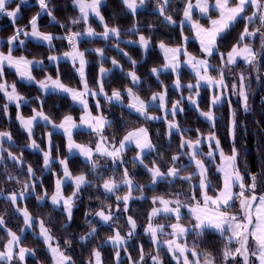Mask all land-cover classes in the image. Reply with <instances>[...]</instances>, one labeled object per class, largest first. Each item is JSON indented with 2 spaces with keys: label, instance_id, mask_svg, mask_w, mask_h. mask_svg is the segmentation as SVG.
Masks as SVG:
<instances>
[{
  "label": "snow or ice",
  "instance_id": "6c2138e0",
  "mask_svg": "<svg viewBox=\"0 0 264 264\" xmlns=\"http://www.w3.org/2000/svg\"><path fill=\"white\" fill-rule=\"evenodd\" d=\"M27 3V0H0V14L12 20L14 27L13 34L7 38V52L0 51V93L3 94L6 103L2 106L5 115H8V108L10 103H14L17 109L16 119L21 128L27 133L29 143L26 147L42 151L43 155V170L52 172V133H47L48 148L47 150L40 149V145L33 139L34 127L37 121H44L51 125L52 128L62 131L66 138V147L68 154L78 153L85 160L87 165H90L89 171L97 174V179L102 183L95 185L97 189L102 188L106 199H110V194H115L121 186L127 188L124 195L116 196V209L112 210L111 205L101 207L94 214L86 212L85 216L92 214L99 219L103 224L109 225L114 221L115 214L120 212V203H123V213L130 211L129 202L136 199H145L144 188L145 185H137L132 179L129 169L123 168L121 179L117 180L114 176L105 178L99 175L101 167L98 158L103 157L105 160H110L113 171L115 172L122 165L127 163L124 158V152L129 146L134 145L136 154L133 157L134 166H141L151 177V185H158L160 182L167 180L169 184L179 179L188 184V191L176 192L173 194L174 198H165L163 196H153V207L148 213L147 224L144 226V235L150 238V242L154 248L157 249L155 254H146L143 245L140 247V256L138 260H133L131 255H128L130 264H145L146 255L150 257L152 264H164L160 256V248L163 245L167 253L170 254L171 259L175 264H217V256L210 251L202 250L200 244L206 238L209 232L216 233L223 241V247L219 250V257L221 264H264V191L258 190L257 176L242 172L237 166L240 158V152L236 147V128L238 127L236 121V112L231 108L229 101L230 119L228 123V137L232 141L230 154L226 153L222 147L221 140L216 135L215 115L213 108L221 103L222 98L228 93L229 89L225 83L226 72L233 70L238 62H243L246 65L252 66L255 71H259L261 60L264 59V0H183V12L180 20V40L181 43L171 46L165 41L161 40L157 43V47L161 50L164 57L163 65L159 67H152L150 74L155 76L159 81L161 72L169 71L176 76L173 81V86L176 91H182L184 88L189 90V96L186 98L188 102L194 106L195 110L201 117L210 123L211 131L206 135L199 129H196V138H186L184 133L191 131V129H183L176 122L175 117L179 112L185 109L181 104L185 97L181 95L180 99L172 101L171 109L167 108L168 92L167 86L160 81L162 91L153 92L148 99H142L134 88L142 85L141 77L136 74L135 66L138 63L128 57L127 52L119 48V43L115 47L123 52V55L128 57L133 65V70L126 73V78L130 80L131 86L123 88H114L111 94L105 92V87L102 77L108 69L103 66L100 67L99 72L101 79L97 80L98 89L93 90L89 87L86 76V67L88 61L86 59V52L94 51L102 58L104 57L103 49H85L81 51L78 47V40L81 37L87 36L94 38L96 36L102 37L104 40L116 38L119 41L121 37V29L118 26H109L105 21V17L101 14V8L104 5V0H72L75 8L78 9L79 15L75 18H70L69 23L76 25L83 22L86 27L83 32L68 31L65 36H54L52 33L43 32L40 30L39 19L42 15H47L52 21H56L53 15V10L49 8L50 0H35L39 6V10L31 16L24 27H19V15L21 13V5ZM147 0H120V4L126 13L131 14L134 18L138 15V10L143 8ZM171 0H162V3L157 5V11L162 22L166 25H174L176 21L171 15L166 14L167 6L170 5ZM251 7L253 10L251 14L246 12ZM215 13V18L212 13ZM198 16V19H194ZM90 17H95L101 25H103V32L97 33L96 30L90 26ZM207 19V26L201 23V19ZM243 21L244 27L240 32L236 43L226 52H221L222 41H224L227 34L237 25ZM257 23V27L252 28L251 25ZM185 25L190 28L191 37L184 35ZM61 27H67L61 24ZM149 32L154 34V25H147ZM30 28V30H28ZM129 33L136 34L140 31L136 22L131 28L127 29ZM21 35L24 37H31L35 40L46 42L51 49L53 47V40H67L70 50L64 52L62 55L72 62V67L79 75V83L81 88H72L63 83L59 67H57L55 78L52 75L46 74L44 79L37 80L33 76V66L43 69L44 61L37 59H28L26 56H15L14 51L17 50V42L20 47L26 49L25 40L20 39ZM259 35L260 48L255 49L250 43H245L246 40ZM195 39L199 44V56L193 55L188 51V40ZM125 44H138L145 53L152 47V37L140 34L137 40L125 41ZM219 56V66L211 63L212 58ZM60 59L56 55L48 56L50 63H55ZM112 64L119 67V62L116 59L112 60ZM187 66L194 74L195 83H188L187 85L181 83V66ZM5 66L15 70V74L21 80L35 84L42 93L52 90L58 93L68 95L74 103H77L82 108V115L79 118V123L72 115L66 114L60 123H55L43 111L44 101L40 96L34 99L40 101L39 109L33 108L32 115L25 117L20 109L28 101L25 96L21 95L16 83L8 84L4 80ZM217 73L213 76L211 73ZM239 82L232 83L231 93L238 95L241 98L244 111H249L248 105V91L249 87L246 85V79L243 72L239 73ZM256 79L259 81L261 77L257 75ZM205 84L209 89H213V95L210 99L208 110L204 111L200 108L199 96L200 85ZM219 90V94L216 91ZM98 96H103L110 104L112 102L118 103L123 107L136 113L139 118L144 120L163 119L167 124L168 135L171 137L175 133L180 134L179 150L171 156V166L167 171H161L160 166L156 161L152 162L149 167L144 163L146 153H151L158 150V146L153 144L148 128L139 126L132 128L125 132L123 137L116 140L112 137L111 140L104 135L106 129L112 127L113 121L108 116L101 112L103 105L96 100L97 114L93 115L89 107V97L96 99ZM127 98L128 103L124 104V99ZM159 101L158 105L155 104ZM150 105L158 107L164 112V116L158 117L150 115L148 108ZM172 116L168 120V115ZM123 120V115L121 116ZM87 128L89 134H95L97 140L95 147L91 144H79L73 139V130L77 128ZM12 134L7 131H0V161L10 159L16 164H23V153L19 155L11 151L7 152V157L3 156V152L7 151L3 148L5 141L12 142ZM207 143L208 151L203 152L201 146ZM59 151V149H57ZM219 155V163L216 164L215 171L219 173L217 179L218 187L213 188L212 181L209 179L211 170L209 164L215 162L216 155ZM187 156V162L181 164L183 157ZM60 165V170L63 175L58 172H52L55 177L54 191L50 197L51 203L60 207L65 214L67 221L73 219V209L80 193L85 186H92L91 181L87 178L84 172L73 175L69 168L68 157L55 158ZM107 167V165H105ZM186 167H192L193 171L181 175ZM27 174L29 181L25 182L22 190L8 194L4 199L10 201L15 207L18 201L27 198L28 194L34 193L36 190L35 180L39 178L35 175V170L31 165L27 167ZM249 176L250 182H245V177ZM198 178V183L194 181ZM8 179H15L9 176ZM19 182V181H17ZM70 182L72 192L69 195L64 194V187ZM238 189V191H237ZM134 191H139V196H133ZM212 191L214 195H209ZM0 195H3L0 191ZM183 196V199L181 197ZM47 197V190L43 195L37 196L38 201H42ZM238 203L239 207L236 208ZM236 208L235 211L232 209ZM188 217V223H184L185 210ZM15 211L23 217L24 226L27 228L33 227L37 222L39 224V236L45 245L48 254L51 257V264H76L71 255L67 254V248L71 246L72 241L66 240L65 248H61L59 243L55 245L52 241L55 237L52 235L51 229L46 226L45 221L33 217L28 211L27 207H15ZM163 215L165 219H173L174 222L170 224L155 223V221ZM91 224V221H86ZM127 224L129 230L126 235H121L118 228H113V235L106 238L104 243L111 244L115 249V259L117 264H121V252L128 254L127 247H124L127 240L137 235L138 224L131 216H127ZM6 221L3 216H0V229L4 230L8 239L3 243V249L0 250V264H26L28 257H32L34 264H40L35 260L36 250L21 246V236L13 232L10 228H6ZM170 229L166 232L165 229ZM24 227L20 229L23 233ZM98 233V227L92 226L88 233L79 237L80 241H85L86 238L93 237ZM168 236V239H161V236ZM194 236L192 246L189 247L187 238ZM184 241V242H181ZM233 244L235 247H233ZM87 264H103L101 251L94 248L90 253Z\"/></svg>",
  "mask_w": 264,
  "mask_h": 264
},
{
  "label": "trees",
  "instance_id": "16d2710c",
  "mask_svg": "<svg viewBox=\"0 0 264 264\" xmlns=\"http://www.w3.org/2000/svg\"><path fill=\"white\" fill-rule=\"evenodd\" d=\"M162 3V0H147L146 5L138 10V15L134 18L131 14H128L120 4V0H104V5L101 8V14L105 17V21L109 26H118L121 29V37L119 41L116 38H110L109 40H103L101 38H82L78 41V47L80 50L85 49H96L100 48L104 51V57L102 58L94 51L86 52V59L88 65L86 67V76L90 88H97V77L101 66L106 67L109 71L103 77V84L105 92L110 93L114 88H123L125 86H131L130 80L126 78V73L133 70L131 60H135L138 63L135 66L136 74L141 77L142 85L134 88V91L146 99L153 92L162 91L160 81L167 86L168 100L179 99L181 95L185 96L189 93L187 88L182 91H176L171 84L175 79V76L171 72L160 74L159 81L155 76L150 74L152 67H157L162 64L163 57L157 48V43L161 40L165 41L170 45H177L181 43L180 40V20L183 12V0H171L170 5L167 6L166 14L171 15L173 20L176 21L174 25H166L162 22V17L158 14L157 5ZM49 8L53 10V15L56 17V21H52L46 14L42 15L39 19V26L42 31L51 32L54 34H67L69 30L77 31L82 30L84 23L81 22L76 25L69 23L70 18L78 16L77 10L72 6L71 0H50ZM39 10L38 5H32L23 9V12L19 19L20 25H26L28 20ZM250 11V7L247 13ZM198 18V16H194ZM136 22L140 31L136 34L129 33L127 29L131 28L132 24ZM201 23L207 25V19H201ZM61 24L67 25V27H61ZM90 26L97 31H102L103 26L93 19H90ZM154 25V34L149 32L147 25ZM257 24V23H256ZM252 24L251 27L255 28L257 25ZM244 23L241 21L227 34L224 41H222L221 52H226L230 47L236 43V40L243 30ZM14 31L13 24L5 16H0V35L8 36ZM143 34L145 36L152 37V47L147 53L140 48L138 44H125L128 40H137L138 36ZM184 35L191 37V31L188 26L185 25ZM255 39H248L245 42H256ZM55 47L52 49L46 46L27 40L24 47H17L14 51L16 54H22L26 57L43 58L46 57L50 52H59L68 48L67 44L59 45L60 40L54 39ZM119 43V48L123 49V52L128 53V57L123 55V52L119 51L115 45ZM256 45V43H255ZM188 50L194 54H199V46L193 39L188 40ZM256 48L257 45H256ZM218 56L212 58V62H219ZM116 59L119 62V67L113 68L111 66L112 60ZM57 67L60 69L61 79L64 84L72 87H79V77L72 65L67 61H61L56 66L44 64L43 69L34 68L33 74L36 79H42L46 74L55 77ZM243 72L246 79V85L249 87L248 91V105L249 111L245 112L242 106V101L238 96H230L231 107L236 112V121L238 127L236 128V147L240 152V158L237 166L249 174L257 176V185L259 191H264V101L262 96L264 94V59L261 60L259 71H255L252 66L246 65L242 62H238L233 70L226 72L227 86L231 90L232 83H238V74ZM257 75L261 77L258 81ZM5 79L7 81H13L16 83L18 92L25 96L28 103L22 106V113L24 115H30L33 108H39V101L34 98L40 96L43 103V111L49 115V117L58 122L66 114H71L74 117H78L80 109L73 105L70 98L65 94L58 92H48L44 95L38 90L37 86L32 83H24L16 79L15 74L10 70H5ZM181 83L194 82V76L186 69H182L181 72ZM235 79H237L235 81ZM102 109L104 115L108 116L113 121L112 127L106 129L105 134L107 136L113 135L116 138L121 137L128 129L146 126L149 130L150 138L153 144L158 146L157 151H153L146 155L144 160L145 164L152 165L153 161L160 166L162 170H166V167L171 165V156L178 151L180 143V134L175 133L171 137H166V125L163 119L157 121L144 120L139 118L137 114L130 111L126 107L117 104H110V112L106 111V104L101 99ZM5 100L0 94V131H7L12 134V142L5 141L3 148L7 151L3 152V156L7 157V152L11 151L16 155L23 153V164H16L10 159L0 161V191L4 196H0V216L6 221V228L18 231L22 225V218L14 211V206L9 200L4 197L12 192H19L22 190L25 182L29 181L27 174V167L31 165L35 170V175L38 180H35L37 185L34 193L28 194L27 198L18 201V207H27L30 214L37 218V221L43 219L47 227L51 229L52 235L55 237L53 242L59 243L61 248H65V241L71 240L72 244L67 248V254L73 257L76 264H87V260L90 253L94 248L101 251L103 264H117L115 259V249L110 244H105L104 241L110 235H113L112 229L117 228L115 225L118 221L121 224V234L128 232L129 226L127 224V216L131 215L138 224L137 235L127 240L125 247L128 249V254L121 252L120 262L121 264H129L128 256L131 255L133 260H138L140 256V247L143 245L144 252L146 254L151 253L154 249L150 242V238L144 235L143 226L146 220V213L152 205L150 197L152 195H159L163 197H174L173 194L176 192H187L188 184L175 180L174 183L169 184L167 180L160 182L158 185L150 186L151 177L141 166H134L131 154L134 153L135 149L130 147L124 152V158L127 163L118 168L115 172L113 171L112 164L107 166L99 175L105 178L114 176L115 179H121L123 168H128L131 177L137 182L138 185H145L144 196L145 199H136L129 202L130 211L123 213V203H120L121 211L115 214L114 221L111 223V227L107 224L99 222L94 215L98 209L111 205L112 210L115 212L116 209V196L110 194V199L105 198V194L102 188L97 189L95 185L102 183L98 180L97 174L89 171L90 165H87L78 155L68 156V152L65 148V140L62 134L52 132V172H58V162L55 158L68 157L69 168L73 174H79L84 172L87 175L92 186H85L84 190L80 193L79 198L76 201V205L73 209V219L67 221L62 208L54 206L49 196L53 191L54 176L50 171L43 170V155L40 150L31 149L26 147L29 143L26 133L14 120L16 109L9 105L8 115L3 112V105ZM183 112H179L176 115L177 123L183 129H191V131L184 133L186 138L195 139L196 129H199L202 133H208L211 131V126L204 119H202L197 111L188 105L184 99ZM200 108L206 110L208 108V96L207 91L202 88L199 98ZM92 108L94 111V105ZM149 111L157 112V108H149ZM123 115V120L121 116ZM229 123V107L227 102H223L215 108V124H216V135L221 140L222 147L225 152L230 153L232 141L229 139L228 133ZM48 126L41 123H37L34 127V139L40 147L44 148V135L45 130ZM94 134H89L87 131H77L74 134V139L78 142L87 143L91 141ZM59 149V151H57ZM181 164H185L184 161H180ZM211 175L209 176L213 184L218 187L217 179L218 174L215 171V166L209 164ZM192 167H186L181 175H186L192 172ZM14 177L15 179H8V177ZM19 181V182H17ZM197 182V179L194 181ZM245 182H250L249 176L246 175ZM71 185L66 184V191L70 190ZM47 190V197L38 201L37 196L43 195ZM125 191V187L121 186L120 191ZM119 191V190H118ZM210 193L214 194L212 191ZM122 195V194H121ZM92 213L85 216V213ZM91 221V224L86 223ZM185 222H188V218H184ZM92 226L98 227V233L93 236L86 238L85 241H80L79 237L83 233L90 230ZM36 231V224L33 226ZM119 229V228H118ZM34 232H26L21 238V246L32 248L36 250L35 260H38L40 264H51V258L45 249L43 241ZM194 236L187 238V243L192 246ZM7 235L4 230L0 229V249L3 248V243L6 242ZM223 247V241L220 237L214 233L209 232L203 243L200 244L202 250L210 251L217 256V261H220L219 250ZM233 247L235 245L233 244ZM160 256L164 264H175L171 259L170 254L164 246L160 248ZM147 256V255H146ZM26 264H34L32 257H28Z\"/></svg>",
  "mask_w": 264,
  "mask_h": 264
},
{
  "label": "rangeland",
  "instance_id": "374dc122",
  "mask_svg": "<svg viewBox=\"0 0 264 264\" xmlns=\"http://www.w3.org/2000/svg\"><path fill=\"white\" fill-rule=\"evenodd\" d=\"M20 2V0H17V3H19ZM71 4H72V6L74 7V5H73V3H72V0H71ZM32 5H37L36 3H35V0H27V3H24V4H22L21 5V13H20V15H19V17L21 16V14H22V12H23V9L24 8H27V7H29V6H32ZM75 8V7H74ZM76 10H77V12H78V15H79V11H78V9L77 8H75ZM253 10L251 9V7H250V11L247 13L246 12V15L247 14H251V12H252ZM212 17L213 18H215V13L213 12L212 14ZM0 16H5V15H2V14H0ZM6 17V16H5ZM8 20H9V22L12 24V20L10 19V18H8V17H6ZM199 18V17H198ZM198 18H195L194 17V19H198ZM90 19H93V20H95L96 22H98L99 23V21L95 18V17H90ZM90 19H89V22H90ZM206 19V18H205ZM100 24V23H99ZM253 24H256V23H253ZM257 25V24H256ZM25 25H20L19 27H24ZM103 26V25H102ZM187 26V25H186ZM205 26H207V25H205ZM86 27V25L84 24V27H83V29L82 30H77V31H73V32H83V30H84V28ZM92 27V26H91ZM257 27V26H256ZM28 30H30V28L28 29ZM41 30V29H40ZM104 30V29H103ZM103 30L102 31H97L96 30V32L97 33H100V32H103ZM42 31V30H41ZM43 32H45V31H43ZM49 33H51V32H49ZM13 34V33H12ZM12 34H10V35H12ZM54 36H65V35H67V34H62V33H60V34H54V33H52ZM10 35H8V36H10ZM192 35V34H191ZM8 36H2V35H0V51H3V52H7V38H8ZM82 38H89V37H87V36H83V37H81L80 39H82ZM94 38H101V39H103L102 37H100V36H96V37H94ZM20 39H22V40H25V43L27 42V40H30V41H33V42H37V43H40V44H42V45H44V46H46L47 48H49V46H48V44L46 43V42H42V41H38V40H35V39H33V38H31V37H24L23 35H21V37H20ZM138 39V38H137ZM250 39H255L254 41H256V42H249L255 49H259L260 48V37H259V35H257V36H255V37H252V38H250ZM104 40V39H103ZM193 40L195 41V42H197L194 38H193ZM79 41V40H78ZM246 43V42H245ZM255 43H256V45H257V47L258 48H256V45H255ZM62 44H67L68 45V48L67 49H65V50H62V51H59V52H50V54L48 55V56H50V55H56V56H58V57H60V59L57 61V62H55V63H50L49 61H48V56L46 57V59L47 60H44L43 58H36V57H27L28 59H37V60H43L44 61V64L46 63V64H49V65H57L59 62H61V61H67V62H69L71 65H72V62L70 61V60H68L67 58H64L63 57V53L64 52H66V51H69L70 50V46H69V43H68V41L67 40H60V43H59V45H62ZM197 44H198V42H197ZM235 44V43H234ZM170 45V44H169ZM171 46H175V45H171ZM198 46H199V44H198ZM17 47H20L19 46V43L17 42ZM55 47V43H54V40H53V47H52V49ZM20 48H22V47H20ZM158 48V47H157ZM231 48V47H230ZM158 50L160 51V53H161V55H162V57H163V53L161 52V50L158 48ZM82 51V50H81ZM189 51V50H188ZM190 52V51H189ZM192 53V52H191ZM193 55H196V56H199V55H201L200 54V51H199V54H194V53H192ZM13 55H15V56H21L22 54H16V53H13ZM24 56V55H23ZM217 59H218V61H219V56L217 57ZM242 62V61H241ZM163 63H164V57H163V62H162V64L161 65H163ZM211 63H213V64H215V65H217V66H219V62H212V60H211ZM243 63V62H242ZM161 65H159V66H161ZM111 66L113 67V68H115L116 66H114L113 64H111ZM159 66H157V67H159ZM34 68H40V67H36V66H33V69ZM105 69H107L106 67H104ZM186 69V70H188V72L189 73H191L193 76H194V74L191 72V70L187 67V66H184V65H182L181 66V69H180V71L182 72V69ZM5 70H10V71H12L14 74H15V70L14 69H11V68H7V66H5ZM166 72H170V70L169 71H164V72H161L160 74H163V73H166ZM108 72H106L105 74H104V76L107 74ZM33 74V73H32ZM213 76H215V75H217V73H215V72H213V73H211ZM174 75V74H173ZM15 76H16V74H15ZM33 76H35L34 74H33ZM103 76V77H104ZM175 76V75H174ZM78 77H79V75H78ZM103 77H102V80H103ZM53 78H55V77H53ZM16 79H18L19 81H22V82H24V83H30V82H27V81H24V80H21L19 77H17L16 76ZM42 79H44V78H42ZM99 79H101V75H100V72H98V77H97V80H99ZM175 79H176V76H175ZM174 79V80H175ZM237 79L239 80V75H238V77H237ZM237 79H235V81L237 80ZM4 80L5 81H7L6 79H5V77H4ZM39 80H41V79H39ZM79 80H80V78H79ZM173 80V81H174ZM7 83L8 84H12V83H14L13 81L11 82H9V81H7ZM188 83H190V82H188ZM188 83H186V85L188 84ZM192 83H195V80H194V82H192ZM225 83H226V85H227V81L225 80ZM182 84H184V83H182ZM68 86V85H67ZM171 86L174 88V86H173V82H172V84H171ZM69 87H72V86H69ZM82 86L80 85L79 87H72V88H77V89H79V88H81ZM98 87H99V85L97 84V88H92L93 90H96V89H98ZM202 88H204L206 91H207V96H208V105H209V102H210V99H211V97H212V95H213V89H209L205 84H201L200 85V92H201V89ZM175 89V88H174ZM228 89H229V91H228V93L222 98V101H221V103H219L218 105H216L214 108H213V112H214V115H215V108L217 107V106H219L220 104H222L223 102H227V104H228V107H229V101H230V96H238V95H233L232 93H231V90H230V88L228 87ZM41 92V91H40ZM48 92H54V91H52V90H48L47 92H41L42 93V95H44V94H46V93H48ZM1 95H2V97L4 98V96H3V94L2 93H0ZM61 94H64V93H61ZM109 95L111 94V92L110 93H108ZM189 94L190 93H188V94H186L184 97H185V100H186V102L188 103V105L189 106H191V107H193L194 108V106L193 105H191L189 102H188V100L186 99L188 96H189ZM216 94H219V90H217L216 91ZM66 95V94H65ZM66 96H68V95H66ZM152 95H150L148 98H146L145 100H148L150 97H151ZM69 97V96H68ZM239 97V96H238ZM70 98V97H69ZM142 98V97H141ZM199 98H200V96H199ZM199 98H198V100H199ZM240 98V97H239ZM99 100L100 101V103L102 104V102H101V99L102 100H104V101H106L105 99H104V97L103 96H98L96 99H92L91 97H89V107H90V109H91V111H92V114L93 115H96L97 114V110L96 111H94L93 110V108H92V105L91 104H93L94 105V108L96 109V107H95V104H96V100ZM143 99V98H142ZM180 99V98H179ZM241 99V98H240ZM4 100H5V98H4ZM70 100H71V98H70ZM175 100H178V99H172V100H168V102H167V108L168 109H171V106H172V101H175ZM262 100L264 101V94H263V96H262ZM71 102H72V104L73 105H75V106H77L79 109H80V113H79V115H78V117L76 118V117H74L73 115V118L76 120V122L77 123H79V118H80V116L82 115V108H81V106L79 105V104H77V103H74L72 100H71ZM5 103H6V100H5ZM39 103H40V101H39ZM107 106H106V111L107 112H110V108H109V106H110V103L108 102V101H106V102H104ZM117 104V105H120V104H118V103H115V102H112L111 104ZM128 103V101H127V98H125L124 99V104L126 105ZM158 103H159V101H156L155 102V104H157L158 105ZM9 105H11V106H13L15 109H16V106H15V104L14 103H10ZM157 108L158 109V107H156V106H153V105H150L149 106V108ZM181 107L183 108V104H181ZM149 108H148V111H149ZM232 108V107H231ZM37 109H39V108H37ZM195 109V108H194ZM22 110V107H21V109H20V111ZM208 110V108L206 109V110H204V111H207ZM131 111V110H130ZM21 113H22V111H21ZM198 113V112H197ZM16 114H17V109H16V111H15V115H14V120L16 121V123L20 126V124H19V122L17 121V119H16ZM23 114V113H22ZM136 114V113H135ZM149 114L150 115H155V116H158V117H162V116H164V112H162V111H160L159 109H158V111L157 112H154V111H149ZM32 115V113L30 114V115H24L23 114V116H25L26 118L27 117H30ZM71 115V114H70ZM198 115H199V113H198ZM200 116V115H199ZM201 117V116H200ZM63 118V117H62ZM62 118L58 121V122H55V121H53V122H55V123H60V121L62 120ZM202 119H204L203 117H201ZM167 119L168 120H171L172 119V116L169 114L168 115V117H167ZM229 119H230V110H229ZM157 120H161V119H157ZM157 120H151V121H157ZM175 120H176V117H175ZM205 120V119H204ZM208 124H210L207 120H205ZM176 122H177V120H176ZM37 123H41V124H43V125H46V126H48V128L45 130V135H44V148L42 149L41 147H40V149H42V150H47V148H48V143H47V141H48V137H47V133H49V132H57V133H60V134H62L63 135V133H62V131H60V130H58V129H54V128H52L51 127V125H48V124H46L44 121H37L36 122V124ZM165 125H166V137H169V135L167 134L168 133V128H167V124L165 123ZM143 126V125H142ZM21 127V126H20ZM139 127V126H138ZM144 127H146V126H144ZM135 128V127H134ZM147 128V127H146ZM130 129H132V128H130ZM130 129H128V130H130ZM127 130V131H128ZM77 131H87V132H89V130L87 129V128H84V127H81V128H77V129H74L73 130V139H74V134L77 132ZM25 132V131H24ZM26 133V132H25ZM125 134V133H124ZM123 134V135H124ZM205 135L207 134V133H204ZM26 135H27V133H26ZM104 135L105 136H107L105 133H104ZM123 135L121 136V137H119V138H116V140L118 141L119 139H121L122 137H123ZM63 137H64V135H63ZM108 138H109V140H111V138L112 137H114L113 135H110V136H107ZM33 139H34V136H33ZM64 140H65V148H66V150H67V147H66V138L64 137ZM75 140V139H74ZM97 140V137H96V135L94 134V137H93V139L91 140V141H89V142H87V143H82V142H78V141H76V143H79V144H91V146L92 147H95V141ZM130 147H133L134 149H135V146L134 145H132V146H129V148ZM179 150V149H178ZM201 150L203 151V152H207L208 151V144L207 143H204L202 146H201ZM41 151V150H40ZM126 151V150H125ZM42 152V151H41ZM68 152V151H67ZM176 153V152H175ZM174 153V154H175ZM227 153V152H226ZM135 154H136V150L134 151V153H132L131 154V158L133 159V157L135 156ZM228 154H230V153H228ZM71 155H78L80 158H81V160L82 161H84L85 162V160H84V158L82 157V156H80L78 153H72ZM71 155H69L68 154V156H71ZM145 155H148V153H146ZM125 157V156H124ZM187 156H185V157H183L182 159H181V161H184L185 163L187 162ZM98 160H99V163H100V165H101V167H100V169H99V173L101 172V171H103L106 167H105V165H107V166H109L110 164H111V161L110 160H105V158H103V157H99L98 158ZM145 163V162H144ZM219 163V155L217 154L216 155V159H215V162L213 163V165L216 167V164H218ZM149 167H151L152 165H148ZM169 166H171V165H169ZM168 166V167H169ZM168 167H166V170H162L161 169V171H167V168ZM58 169L60 170V165L58 164ZM193 169V168H192ZM217 173V172H216ZM218 174V176H219V173H217ZM60 175L62 176L63 175V173H62V171L60 170ZM73 175H76V174H73ZM122 175V174H121ZM133 179V178H132ZM209 179H210V177H209ZM54 180H55V178H54ZM117 180H120V179H117ZM134 180V179H133ZM211 180V179H210ZM135 181V180H134ZM197 182H198V178H197ZM135 183L137 184V182L135 181ZM68 184H70V182L68 183ZM212 184H213V182H212ZM71 185V184H70ZM138 185V184H137ZM66 186V185H65ZM123 186V185H122ZM150 186H155V185H151V181H150ZM53 187H54V183H53ZM125 187V186H124ZM213 188H216V186L213 184ZM72 186L70 187V190L69 191H66V189H65V187H64V194L67 196V195H69L71 192H72ZM53 191H54V188H53ZM53 191H52V193H53ZM237 191H238V189H237ZM20 192V191H19ZM19 192H17V193H19ZM125 192H127V188L125 187V191H120V189H119V191H117L116 193H115V196H117V195H120V196H122V195H124V193ZM52 193H51V195H52ZM122 194V195H121ZM51 195L49 196V200H50V202H51V199H50V197H51ZM140 195V192L139 191H134L133 192V196H139ZM209 195H214V194H212V193H210L209 192ZM0 196H4V194L3 195H0ZM7 196V195H6ZM5 196V197H6ZM153 196H159V195H152L151 197H150V200L152 201V197ZM165 198H167V197H165ZM169 198V197H168ZM172 198H174V197H172ZM181 199H183V196L181 197ZM117 202V201H116ZM15 207H18L17 205L15 206ZM15 207H14V211H15ZM153 207V204L151 205V207L148 209V211H147V213H146V220H145V222H144V226L147 224V216H148V213H149V211L151 210V208ZM239 207V205H238V203L236 204V208H238ZM19 208H24V206H22V207H19ZM236 208H234V209H232L233 211H235L236 210ZM185 211V218H188L187 217V215H186V209L184 210ZM18 213V212H17ZM19 214V213H18ZM20 215V214H19ZM129 216V215H128ZM20 217L22 218V220H23V217L20 215ZM96 218V217H95ZM98 221H99V219L98 218H96ZM100 222V221H99ZM172 222H174V217H173V219H165V217L163 216V215H161L156 221H155V223H166V224H170V223H172ZM184 223H188V222H185V221H183ZM102 223V222H101ZM103 224V223H102ZM118 224H121V222L120 221H118L115 225H117L116 227L117 228H119V230L121 231V226H119ZM105 225V224H104ZM144 226H143V231H144ZM22 227H24L25 228V230H24V232L23 233H21L20 232V229L22 228ZM20 229L18 230V231H14V230H12L13 232H16L18 235H20L21 236V238L25 235V233L26 232H34L35 230H34V228L33 227H31V228H27V227H25L24 226V223L22 222V225H21V227H20ZM165 231L166 232H168V231H170V229H165ZM89 231H87V232H85V233H83V235H85L86 233H88ZM126 233L127 232H124L123 234H121V235H126ZM35 234L40 238V236H39V224H38V222L36 223V231H35ZM162 240L163 239H168L169 237L168 236H161L160 237ZM7 239H8V237H7ZM41 239V238H40ZM42 240V239H41ZM7 241V240H6ZM181 242H184V241H181ZM52 243L55 245V242H53L52 241ZM106 244V243H105ZM111 245V244H110ZM112 246V245H111ZM163 246V245H162ZM124 247H125V245H124ZM189 247H191V246H189ZM3 249V248H2ZM2 249H0V250H2ZM45 249H46V247H45ZM154 249H156V248H154ZM46 251H47V249H46ZM156 253V250H154V251H152L150 254H155ZM50 255V254H49ZM128 256V255H127ZM51 258V257H50ZM175 262V261H174ZM116 263H117V261H116ZM129 264H130V262H129ZM145 264H152V262H151V259H150V257H148V256H146V261H145ZM217 264H221V261H217Z\"/></svg>",
  "mask_w": 264,
  "mask_h": 264
}]
</instances>
